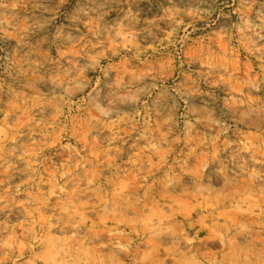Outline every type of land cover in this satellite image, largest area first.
<instances>
[{"label":"rangeland","instance_id":"obj_1","mask_svg":"<svg viewBox=\"0 0 264 264\" xmlns=\"http://www.w3.org/2000/svg\"><path fill=\"white\" fill-rule=\"evenodd\" d=\"M0 264H264V0H0Z\"/></svg>","mask_w":264,"mask_h":264}]
</instances>
